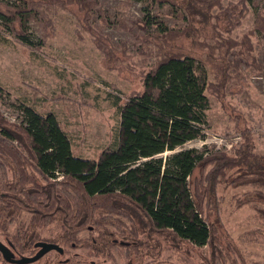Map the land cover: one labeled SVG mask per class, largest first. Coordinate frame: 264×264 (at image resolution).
Here are the masks:
<instances>
[{
  "label": "trees",
  "instance_id": "trees-1",
  "mask_svg": "<svg viewBox=\"0 0 264 264\" xmlns=\"http://www.w3.org/2000/svg\"><path fill=\"white\" fill-rule=\"evenodd\" d=\"M153 1L183 10L188 23L176 29L149 20L157 34L150 32L146 40L158 43L162 58L145 75L144 90L120 107L119 142L104 150L98 160L73 153L71 140L53 112L44 115L31 106H21L19 123L10 122L0 113L1 165L11 171V178L4 177L0 184V230H8V225L25 212L31 218L27 227L7 234L16 257L27 250L35 254V243L41 241L39 230L56 222L62 233L42 238L44 241L62 247H90L100 257L111 255L118 246L130 251L155 247L161 252L163 241L157 239L158 234L176 248L186 242L198 248L210 245L213 258H224L230 252L217 253L221 249L217 247L219 241L201 201L207 197L209 202L221 204V182L234 187L256 186L243 192L238 204H251L264 216V209L258 206V202L264 203V155L253 150L248 137L230 153L213 151L207 145L203 149L184 147L189 141L206 139L209 93L224 94L231 75L225 67L216 82L210 81L203 60L171 46L180 35L193 41L201 27L208 25L216 34L221 26L226 32L232 31L240 25L248 0L227 5L223 0ZM99 3L0 0V21L13 24L20 42L35 47L44 41L37 43L28 34L29 24L32 20H50L44 8L60 6L77 12L81 24L93 33L90 19ZM100 21L112 24L107 10H101ZM249 56L254 60L252 54ZM237 64L236 75L243 78ZM207 165L210 168L205 176L196 178L199 168ZM111 226L121 233L120 237ZM85 229H98V236L81 238ZM232 260L235 262L234 256Z\"/></svg>",
  "mask_w": 264,
  "mask_h": 264
},
{
  "label": "rangeland",
  "instance_id": "rangeland-1",
  "mask_svg": "<svg viewBox=\"0 0 264 264\" xmlns=\"http://www.w3.org/2000/svg\"><path fill=\"white\" fill-rule=\"evenodd\" d=\"M238 1L223 0V4ZM99 2L90 19L93 33L81 24L77 12L60 6L44 8L50 20H32L29 24L28 34L37 43L44 41L35 47L20 42L13 24L0 21V113L10 122L19 123L21 106H31L44 115L53 112L71 140L73 153L92 161L118 144L120 107L144 90L145 75L162 58L158 43L146 40L150 32L157 34L155 24L149 20L162 21L168 28L176 29L186 26L189 20L183 10L161 6L153 0ZM247 3L240 25L232 31L226 32L221 26L216 34L208 25L201 27L193 41L180 35L172 42L175 51L204 61L208 80L216 82L220 69L225 67L231 75L224 94L209 93L206 139L189 141L186 148L203 149L207 145L213 151L230 153L248 137L253 150L264 155V0ZM101 10L109 12L111 25L101 23ZM236 62L243 78L236 75ZM2 161L0 157V184L4 177L11 178V171L1 165ZM209 168L200 167L196 178L204 177ZM256 188L221 182V204L211 203L207 197L201 199L219 241L217 247L221 249L217 253L230 252L224 258H213L210 245L198 248L186 242L176 248L157 234V239L163 241L161 252L155 247L130 251L118 246L111 255L100 257L90 247L69 244L63 246L62 253L51 250L30 264H264V216L251 204H238L243 192ZM258 206L264 209L263 202H258ZM30 219L29 213H23L8 225V230H0L1 240L10 246L7 234L27 227ZM61 233L56 222L39 230L41 240ZM92 235L98 236V229L80 233L83 239ZM117 236L121 233L117 232ZM143 238L142 232L140 239ZM30 254L29 250L24 252ZM0 264L13 263L5 261L0 252Z\"/></svg>",
  "mask_w": 264,
  "mask_h": 264
},
{
  "label": "water",
  "instance_id": "water-1",
  "mask_svg": "<svg viewBox=\"0 0 264 264\" xmlns=\"http://www.w3.org/2000/svg\"><path fill=\"white\" fill-rule=\"evenodd\" d=\"M35 247L38 248V251L34 255H22L20 257H16L15 254L12 252L11 247L8 246L0 238V252L2 253L6 261H9L13 264L34 263L51 250H57L60 253L64 251L63 247L58 243L44 241V240L36 242Z\"/></svg>",
  "mask_w": 264,
  "mask_h": 264
}]
</instances>
